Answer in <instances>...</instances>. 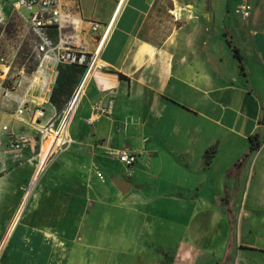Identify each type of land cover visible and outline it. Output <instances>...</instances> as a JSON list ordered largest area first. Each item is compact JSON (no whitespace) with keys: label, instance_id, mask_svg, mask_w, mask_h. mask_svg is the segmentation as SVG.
Returning <instances> with one entry per match:
<instances>
[{"label":"crops","instance_id":"0c3cea01","mask_svg":"<svg viewBox=\"0 0 264 264\" xmlns=\"http://www.w3.org/2000/svg\"><path fill=\"white\" fill-rule=\"evenodd\" d=\"M13 1L0 0L5 13ZM64 1L76 21L64 41L95 58L73 93L82 90L66 125L73 142L49 165L52 136L43 143L16 208L21 181L12 172L22 164L14 165L18 156L8 143L17 131L30 135L37 106L44 121L60 114L49 101L59 64L51 54L27 87L15 90L2 87L6 71L0 74V244L11 231L0 264H112L121 255L148 264L159 261L155 248L180 252L186 245L264 256L260 18L200 15L197 0ZM252 4L256 10L257 0ZM181 9L185 19L173 13ZM91 22L100 25L97 32ZM46 35L57 41L55 32ZM227 37L240 50L243 72L227 46L228 56ZM25 93L30 101L15 117ZM109 101L111 113L96 116ZM51 120L55 133L59 119ZM256 134L258 148L235 165ZM122 151L137 156L126 178H99L96 160L119 163L114 154ZM42 156L48 166L35 182ZM121 180L130 183L126 194L113 184Z\"/></svg>","mask_w":264,"mask_h":264},{"label":"rangeland","instance_id":"374dc122","mask_svg":"<svg viewBox=\"0 0 264 264\" xmlns=\"http://www.w3.org/2000/svg\"><path fill=\"white\" fill-rule=\"evenodd\" d=\"M191 1H196V0H191ZM197 1H201V4L203 5V7H201L199 11L200 15L212 14L214 17H219L218 19L225 18L229 15L234 16L233 7L235 4V0H197ZM257 2H258V8L255 10L254 7V10L251 15L252 16L256 15L258 16V18H260V20L262 21V30L264 31V0H257ZM19 12H17L12 8H7L6 9L7 23L6 25L0 26V57H3L9 63V67L6 69L5 72L6 76L1 77L4 78V80L2 81V87L8 90H15L18 87L26 88L29 79L30 78L32 79L34 77L35 71L39 63L38 56L34 52L35 36L32 33V31L29 29L28 25L25 23V21L28 19L29 14L24 10H20ZM236 43L238 44V39L236 40ZM226 49L228 51V56H232L227 45H226ZM245 63L248 66L250 65V62L247 57H245ZM228 64H229V60L226 61L224 66L228 67L229 66ZM61 66H63L64 68L65 65H61ZM259 76H261L264 81V72ZM8 77L9 79H7ZM49 101H50V97H49ZM60 110H56L57 112L55 113V115ZM50 120L44 121L42 117L40 119H37V123H40V125L45 126L47 128L48 124L50 123ZM31 123L32 124L30 126L31 128L30 135L21 134V132L19 131H17L16 133L19 134V136L21 135L23 137V144L20 148L21 151L18 153H14L18 156V158L16 159L17 161L14 163V165L15 166L19 165V162L20 164H22L18 170L16 171L14 170L12 172V174L17 176V178L21 181L20 197L17 198V204L15 208L20 202L22 194L24 193V190L29 183L32 171L34 169L35 161H31V159L40 152L43 143L47 140V137H44V135L46 136L49 135V138L47 140L48 142L45 144V147L48 145L50 141V136H52V142L47 149L48 151L51 148L52 151L56 147L57 143L62 140L61 134L66 130V125H67V124L66 125L59 124L57 132L53 133L52 131L56 129V125H57L56 123H54V125L50 128V131H48L49 126L46 130L44 128L42 135L40 134L39 131L34 129L36 123L34 121ZM8 129H10L9 126ZM8 149L10 150L9 143H8ZM60 154H61L60 151L57 152L53 151L48 165L56 157L60 156ZM49 156L47 157L42 156L41 163H43V165L47 162ZM96 161L98 163L99 170L101 171V175L103 179H105L106 181L111 182L112 175H116L121 179L126 178L125 173L127 167L124 164L114 161L110 162L109 164H106L103 161L99 162V160ZM31 162H33V164H31ZM14 165H12V167H15ZM9 169H11V167ZM5 201L7 205L9 202L8 198H6ZM12 213L11 215L8 214L7 221L5 222L6 228L8 222L10 221ZM4 231L0 232V240ZM8 241L9 238L5 243V245L3 246L0 255L3 253V250L8 244ZM155 251L156 253L160 254L159 261H156L155 263H152L150 261L148 262V264H256V263L264 264L263 255L258 253H252L250 251H244V250L239 251L237 250V248L233 250L232 249L225 250V252L223 251L224 253L222 255L219 254L215 255V252L212 251L209 253L194 251V249L189 248L188 245L184 246L183 248H180L179 250L180 252H178L177 250L174 251L163 250V248H155ZM124 256L125 255H121L117 257V259L112 264H130ZM103 264H110V263H103Z\"/></svg>","mask_w":264,"mask_h":264},{"label":"built area","instance_id":"2783aa9c","mask_svg":"<svg viewBox=\"0 0 264 264\" xmlns=\"http://www.w3.org/2000/svg\"><path fill=\"white\" fill-rule=\"evenodd\" d=\"M252 1L253 0H235L233 7L234 15L238 16L242 20H248L253 12ZM11 5L17 12L24 10L29 14L26 23L35 36L34 52L39 59L38 67L35 73L41 71L43 62L51 59V54H54V59L58 62V64H86V71L90 69L93 65L95 55L88 58L86 54L81 52L80 48L69 46L63 39L64 31L68 29H75L76 26L75 18L73 17L72 12L68 9L64 0H14ZM6 23V13L3 5L0 3V26L6 25ZM99 27L100 25L96 22H91L89 26L90 30L93 32H97ZM47 31L56 32L57 41L55 43L48 40L46 35ZM8 67L9 63L3 57H0V74L4 73ZM29 101L27 93H25L20 100L16 112L14 113L15 117L23 114ZM112 104V101H109L105 107H97L95 115L99 116L100 113H111ZM33 116L34 122L36 123L34 129L42 134L41 129L45 126L37 123V119L44 116V110L37 106L34 109ZM91 121L92 119L89 118L88 122ZM49 125L50 123L48 126ZM2 131L7 133L9 131L8 126H3ZM44 137L47 136L44 135ZM72 142L73 139L67 135V137L62 140V144L59 147L56 146L53 151H61ZM9 144L10 151L12 153H18L21 151L20 148L23 144V137L21 135L19 136L14 134L10 137ZM114 156L127 168H131L137 160V156L135 154L126 151L116 152ZM97 176L101 178V174L97 173Z\"/></svg>","mask_w":264,"mask_h":264},{"label":"trees","instance_id":"16d2710c","mask_svg":"<svg viewBox=\"0 0 264 264\" xmlns=\"http://www.w3.org/2000/svg\"><path fill=\"white\" fill-rule=\"evenodd\" d=\"M51 32H54V31H51ZM226 44L231 49L233 57L237 60L240 71L243 72L244 67L242 64V55L240 54L239 48L233 44L231 37H227ZM61 65H65L64 68ZM85 69H86V64L67 65V64L59 63L56 84L53 87V90L50 94V103L53 104L57 110H60L62 107L64 108L69 103L70 98L75 91L74 89H76L81 76L85 72ZM249 141H250V145H249V149L247 153L235 165L241 164L244 160H246L249 157V155L254 150L258 148L259 146L258 134L250 137ZM212 152L213 150H209L207 152V155L205 156L206 164L209 162L210 153Z\"/></svg>","mask_w":264,"mask_h":264},{"label":"bare ground","instance_id":"6f19581e","mask_svg":"<svg viewBox=\"0 0 264 264\" xmlns=\"http://www.w3.org/2000/svg\"><path fill=\"white\" fill-rule=\"evenodd\" d=\"M174 14H175V16H177V17H181V18H186V12L183 10V9H181L180 10V12H173ZM81 92H82V90L80 89H78L76 92H75V94L73 95V97H72V99H71V101H69V103L62 109V110H60V114H57L52 120H51V122H54L55 120H58L59 119V124H61V125H66L68 122H69V120H70V117H71V111H72V109L74 108V106H75V104L77 103V101H78V98L80 97V95H81ZM45 128V127H44ZM44 128H42L41 130H42V132H43V129ZM50 128L51 127H49V129H48V131H50ZM66 131V130H65ZM65 131L61 134V138H62V140H64L66 137H67V133L66 134H64L65 133ZM48 138H49V135H47V140H48ZM56 139H57V136H56ZM47 140L45 141V143L47 142ZM62 140L61 141H59L58 143H57V147H59L61 144H62ZM46 166H47V163H45L44 165H42V167L40 168V171H38V177L36 178V180H35V182L38 180V178H40V176L43 174V172L45 171V169H46ZM10 234H11V231H8L7 233H6V235H5V237L3 238V240H2V242H1V244H0V253H1V251H2V249H3V246L5 245V243L7 242V240H8V238H9V236H10Z\"/></svg>","mask_w":264,"mask_h":264},{"label":"water","instance_id":"95a60500","mask_svg":"<svg viewBox=\"0 0 264 264\" xmlns=\"http://www.w3.org/2000/svg\"><path fill=\"white\" fill-rule=\"evenodd\" d=\"M113 184L122 194H126L130 189V183L125 180L113 181Z\"/></svg>","mask_w":264,"mask_h":264}]
</instances>
